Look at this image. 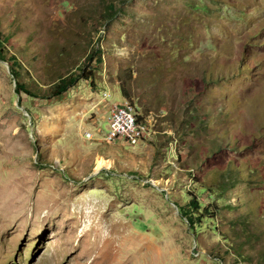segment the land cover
<instances>
[{
  "label": "rangeland",
  "instance_id": "obj_1",
  "mask_svg": "<svg viewBox=\"0 0 264 264\" xmlns=\"http://www.w3.org/2000/svg\"><path fill=\"white\" fill-rule=\"evenodd\" d=\"M100 2L0 0V264H264V0Z\"/></svg>",
  "mask_w": 264,
  "mask_h": 264
},
{
  "label": "trees",
  "instance_id": "obj_2",
  "mask_svg": "<svg viewBox=\"0 0 264 264\" xmlns=\"http://www.w3.org/2000/svg\"><path fill=\"white\" fill-rule=\"evenodd\" d=\"M130 0H101L99 3V8H97L96 12L94 13L93 17V28L95 31L99 32L102 27H107L117 15L121 12V5L129 2ZM1 34V33H0ZM7 37L0 38V57L6 59V56L3 54L2 47L3 43ZM75 44V43H74ZM98 53V56L96 55ZM100 49H95L93 52H90L87 57L83 60L82 65H79L75 68V70H70L67 73L62 74L54 81L52 84L49 85L47 88V97L59 96L65 93L69 88L73 87L75 84L78 83L81 79L90 80L94 77L93 63L97 57L101 58ZM98 59V60H99ZM7 60V59H6ZM9 61V60H7ZM19 62L14 58V61L11 63V71L14 76L18 77L19 72L16 68ZM17 90L25 91L29 94L32 92L28 89L25 83H18ZM231 168H229V172ZM226 172V171H225ZM223 189H226L225 184H222ZM195 207L200 206L199 202L196 200L192 202ZM181 211L189 217L190 221L194 223V213H190L189 209H181Z\"/></svg>",
  "mask_w": 264,
  "mask_h": 264
},
{
  "label": "built area",
  "instance_id": "obj_3",
  "mask_svg": "<svg viewBox=\"0 0 264 264\" xmlns=\"http://www.w3.org/2000/svg\"><path fill=\"white\" fill-rule=\"evenodd\" d=\"M147 135H149L148 129L145 124L139 122L135 108L128 100L113 108L105 131L107 142L135 144Z\"/></svg>",
  "mask_w": 264,
  "mask_h": 264
}]
</instances>
